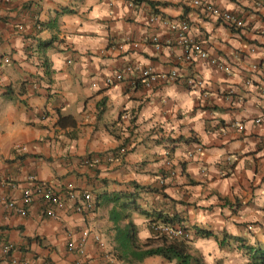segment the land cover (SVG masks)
Instances as JSON below:
<instances>
[{
    "label": "crops",
    "instance_id": "obj_1",
    "mask_svg": "<svg viewBox=\"0 0 264 264\" xmlns=\"http://www.w3.org/2000/svg\"><path fill=\"white\" fill-rule=\"evenodd\" d=\"M216 3L243 28L206 17L194 0H0V236L14 244L12 256L130 264L118 227L129 215L143 244L156 212L184 217L188 228L239 235L247 225L263 235L264 121L255 120L264 109V0ZM155 15L188 19L224 70L186 61ZM127 65L137 74L117 81ZM148 67L159 75L152 86L139 74ZM122 144L124 154H113ZM29 175L91 192L97 212L77 213L69 202L50 217L41 197L25 214L7 207L6 197L23 204ZM85 229L102 243L91 237L85 255L69 253ZM9 259L0 252V264ZM133 264L176 263L156 255Z\"/></svg>",
    "mask_w": 264,
    "mask_h": 264
},
{
    "label": "built area",
    "instance_id": "obj_2",
    "mask_svg": "<svg viewBox=\"0 0 264 264\" xmlns=\"http://www.w3.org/2000/svg\"><path fill=\"white\" fill-rule=\"evenodd\" d=\"M194 4L200 7L204 15L208 18H214L219 20L221 23L233 29H241L244 26V21L235 13L228 10H224L219 7L216 0H194ZM161 16V15H160ZM155 15L151 18L152 22L159 21L166 24L169 30L174 34V37L179 45L184 47V59L188 62L195 60H208L213 65L224 70L223 61L216 57L210 56V53L205 49L200 41L196 39L191 33V23L186 18L169 19ZM153 43L159 47V39L157 36L153 37ZM9 62L8 59H6ZM137 67L127 65L120 72L114 74L117 81H122L127 75H135ZM140 76L142 77L143 83L146 86H152L157 81L159 75L156 74L152 68H138ZM172 78L178 77V72L173 71L170 73ZM113 83V81H111ZM198 83L199 85L203 81L192 80L190 84ZM264 121V109L261 114L255 120L256 123ZM168 163H171L168 160ZM173 170L171 174H173ZM37 197H41L43 200V207L45 215L50 217H57L58 213L56 210L66 209L69 202H72L73 210L77 213L85 215H93L97 209V201L93 194L87 191H80L73 184H68L65 188L58 190L54 189L48 183L37 179L34 175H29L26 184L22 191V205L18 206L17 200L12 197L4 198V203L7 207L16 208L18 212L25 214L29 206L34 202ZM156 230L166 233L170 237H187L188 233L184 222L179 224L174 223H156L153 226ZM93 237L95 241L102 243L99 234H94L90 229L82 231L78 239H72L67 247L69 253H77L81 256L86 254V248L89 239ZM15 250L14 244L4 236H0V252L2 256L10 257L7 264H31L30 261L19 259L12 256ZM35 264V263H34ZM78 264H90L86 261H79ZM114 264H122L120 262H114Z\"/></svg>",
    "mask_w": 264,
    "mask_h": 264
},
{
    "label": "trees",
    "instance_id": "obj_3",
    "mask_svg": "<svg viewBox=\"0 0 264 264\" xmlns=\"http://www.w3.org/2000/svg\"><path fill=\"white\" fill-rule=\"evenodd\" d=\"M70 120L71 119L67 117H61L60 124L67 125V123ZM125 145L126 144H122L121 147L117 148L115 151L113 150L114 151L113 154L123 155L124 152L126 151L125 148H123L125 147ZM120 197H123V196L122 195L120 196L119 194V195H114L112 198L111 197L109 198H111V201L112 200L119 201ZM132 198L133 197H131V199ZM123 205L125 207L126 203L122 204V206ZM145 214H149V212H146ZM117 215H119V213H117L116 208H114L111 211V217L114 219H117L116 217ZM125 217L127 220L125 226L120 227V228L118 227V230L120 233L119 248L121 250L122 258L128 259L130 264H133L134 260L142 261L146 257L156 256V255L162 256L168 261H171V262L173 261L176 264H192L193 255L191 254L189 250V243H190L189 241H187L183 237H179V238L170 237L166 233L156 230L153 227L154 222H157L159 220L167 224V223H173L177 219L170 218L168 216H165L162 213L161 214L158 212L154 213L151 219V225H150L151 232L153 233L154 237L148 239L145 243L141 244L138 241L136 225L133 223L129 215H126ZM187 233L190 234V228L188 227H187ZM196 234L205 236V237H215L217 239V235L215 233L207 229H202L199 227L196 228ZM224 242L221 240L220 245L223 244ZM250 249L253 252V259L254 261H256V264L257 262L258 264L259 263L264 264V249L252 248V247H250Z\"/></svg>",
    "mask_w": 264,
    "mask_h": 264
},
{
    "label": "rangeland",
    "instance_id": "obj_4",
    "mask_svg": "<svg viewBox=\"0 0 264 264\" xmlns=\"http://www.w3.org/2000/svg\"><path fill=\"white\" fill-rule=\"evenodd\" d=\"M236 224L241 225L240 222ZM250 225L253 226V223ZM191 227V238L187 241L190 242L189 250L193 255L192 264H256L250 247L264 249V232L262 235L260 231H254L253 227L247 225L242 229L244 233L239 235L231 233L226 226L224 230H217L203 225V228L215 233L217 239L197 235L196 229ZM221 240L225 242L220 245Z\"/></svg>",
    "mask_w": 264,
    "mask_h": 264
},
{
    "label": "clouds",
    "instance_id": "obj_5",
    "mask_svg": "<svg viewBox=\"0 0 264 264\" xmlns=\"http://www.w3.org/2000/svg\"><path fill=\"white\" fill-rule=\"evenodd\" d=\"M263 122V121H262ZM55 189V188H54ZM91 193V192H90ZM94 196V195H93ZM94 198L96 199V201H97V209H96V212H97V210H98V207H99V202H98V199L94 196ZM95 212V213H96ZM94 213V214H95ZM85 215V214H84ZM170 218H173V219H177L176 221H174L173 223L174 224H179V223H181V222H184V226L186 227V230H187V227H189L188 225H187V221L185 220V218L184 217H182V218H178V217H176V218H174L173 216L172 217H170ZM158 222H160V223H163V222H161L160 220L159 221H157L156 223H158ZM153 223V222H152ZM186 238H188V239H186ZM191 238V234H188V236L187 237H185V239L186 240H189Z\"/></svg>",
    "mask_w": 264,
    "mask_h": 264
}]
</instances>
